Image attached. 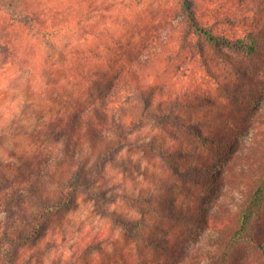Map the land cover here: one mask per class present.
<instances>
[{"label":"rangeland","instance_id":"374dc122","mask_svg":"<svg viewBox=\"0 0 264 264\" xmlns=\"http://www.w3.org/2000/svg\"><path fill=\"white\" fill-rule=\"evenodd\" d=\"M190 1L215 35L232 40L245 34L247 21L264 19V0ZM20 12L29 20L15 24ZM186 23L180 0H0V244L12 241L7 248L14 250L6 261L262 264L248 242L223 248L251 191V156L264 155V146L252 140L264 138V39L248 54L199 41ZM139 64L160 75L153 114L122 144H115L109 123H102L101 136L91 121L82 127L64 121L67 136L81 135L70 152L31 137L58 113L71 114L75 101L122 100L124 78L112 91L107 80ZM81 72L100 91L89 84L87 92L88 81L77 87ZM113 108L110 117L120 118ZM138 110L143 114V106ZM124 112L129 117L131 107ZM187 124L199 136L181 127ZM30 175L29 184L17 186ZM75 175L68 207L46 214L33 243L16 245L29 231L26 208L60 200L63 184ZM33 246L40 253L30 252Z\"/></svg>","mask_w":264,"mask_h":264},{"label":"trees","instance_id":"16d2710c","mask_svg":"<svg viewBox=\"0 0 264 264\" xmlns=\"http://www.w3.org/2000/svg\"><path fill=\"white\" fill-rule=\"evenodd\" d=\"M181 4L185 10L186 13V28L188 33H193L194 38L202 39L201 41H205V43L209 45H219L223 44L225 46H236L238 48L244 49L248 54H254L257 52V50L260 49L261 43L263 42L262 39H264V19L262 20L259 18L256 21H252L249 23L247 21V17L243 18V21H247L248 23L244 24V26L247 28L245 34L237 38L235 40H232L231 38H226L225 36H217L214 33V25L209 24V20L206 18H198L196 15V12L192 8V3L190 0H180ZM261 8V7H260ZM260 10V9H259ZM259 12L254 11V14L257 16ZM17 21L15 24H24V19L26 18V14L23 12H20L17 15ZM229 19V18H226ZM226 19H221L218 21V23H224ZM31 22V21H30ZM240 22H242L240 20ZM32 24V23H31ZM32 30L40 31L38 28L33 25H30ZM36 28V29H35ZM185 42V41H184ZM2 51L4 55H7L5 57L9 58L11 55L9 52V46L5 43H2ZM132 67V66H131ZM153 67H146L144 68V65L139 64L138 67H136V71H134L133 67H121L120 70H118V73L112 78H109L107 80V86L109 87V90L112 91L116 85H120L121 81L124 78V84L123 87H125L126 91H120V94H123V99L115 98V95L112 97L105 96V99L103 102H101L99 105H97V98H94L90 100V103L88 101H82L78 100L73 102L74 104L78 105L75 106V108L72 110V113L69 114L68 111H65L64 113H58L55 119L54 123H51L50 121H46L45 123H42V125L39 127V129L36 131L35 134L31 135V137L34 138H41L43 137V142L48 144V146L52 147L63 145V147L70 152V148L72 144L77 140L81 139V135L77 137L74 136L69 137L67 136V131L64 130L66 125L64 124V121H70L72 124H77L82 127L83 124H86L87 121H91L93 123L92 128L99 130V134L103 136L106 134V125H102L109 123L110 127L107 129L110 133L114 134L116 138L117 145L122 144L125 140L128 139V136L130 134L138 132V125L141 124V121L143 119L150 117L151 113L150 108L153 105V97L157 95V91L155 89V86L157 85V81L155 79L160 78V75L158 72H153V75L150 74ZM140 71L143 73L140 74ZM145 71V72H144ZM158 75V76H157ZM81 80L76 84L77 87H79V84L86 83V90L88 92L89 84L92 86V88L96 89L97 91H100V85L95 84L94 82H90V75L80 73ZM125 76V77H124ZM157 76V77H156ZM73 79V78H72ZM75 80V78H74ZM158 80V79H157ZM121 88V87H120ZM119 86L116 89L117 92L120 89ZM164 90V89H163ZM162 90L161 95L164 94V91ZM91 97V96H90ZM89 97V98H90ZM190 98H196V93L188 96ZM110 99H117V101L121 100V102L117 103V101H112ZM80 101V104H79ZM88 103V104H87ZM86 104V105H85ZM111 104L115 105V108H113L114 112L120 113V118H116L115 116L110 117V106ZM143 106V114L140 115V111L138 110V107ZM131 107L132 114L127 117L126 113L124 112L125 109ZM161 107V106H160ZM122 108V109H121ZM121 109V110H116ZM112 110V111H113ZM137 112L140 115V117H137ZM66 117H62L65 116ZM129 118L130 121L128 123H125V119ZM58 124V125H57ZM63 129H62V128ZM182 128L191 130L192 132L196 133V135L199 134V130H197L194 125H181ZM57 130H55V129ZM58 129L60 131H58ZM81 130V129H79ZM264 134V133H263ZM199 136V135H198ZM256 137V135H255ZM253 138L252 140L256 141V143H259L261 146H259V149L263 148L264 146V138L261 140L262 142H259L257 138ZM45 138V139H44ZM253 149H256V147L252 146ZM121 150L119 151V153ZM43 155L41 154V157ZM258 157L251 156V162L248 164L251 166L250 170H253L249 173L247 171L246 173H249L248 180L251 183V191L249 193L248 198L246 201H243L241 205H239V210L237 212L236 216V229L231 231V237L229 240H227V243H225V246L223 248L224 250L233 249L236 245L240 244L241 242H248L251 245H253L255 248H257L260 253L262 254V264H264V155L260 157V159H257ZM45 161H39L37 164L40 166ZM111 162V161H110ZM112 163V162H111ZM47 163L45 162V165ZM44 165V169H47V165ZM248 165V166H249ZM32 166V165H31ZM43 166V165H42ZM30 166L27 168L29 169ZM38 170H41L39 168ZM228 175L230 174V171H227ZM76 177H79V175H75L73 178L69 179L67 184H63L60 192L59 197L60 200L50 201L48 203L47 201H43L42 209H31L29 211L25 210V214L23 218L25 219L27 226L29 227V231H27V237L24 235V237H16V245L21 247L26 242L33 243L37 237L40 235V231L42 228V220L49 213L57 212L62 209H66L68 207V201L71 199L73 200V193L75 191L73 185V181L76 180ZM31 175L23 178L19 183H16L18 187H21L25 184L30 183ZM247 179V178H246ZM72 190V191H71ZM26 206V205H25ZM27 207V206H26ZM37 213V215H36ZM25 241V242H24ZM7 244L12 245V241H9ZM7 244H5L4 248L2 247V244H0V264H4V262H7L6 264H13L10 263L7 260V255L11 254L13 255L14 250L10 249L8 250ZM10 246V245H9ZM33 248H36L33 246ZM6 250L8 253L6 254ZM37 250L39 252V248L37 249H30V252ZM35 252V251H34ZM36 257V254H32L31 259L33 260ZM223 264V263H219ZM250 264H256V263H250Z\"/></svg>","mask_w":264,"mask_h":264}]
</instances>
